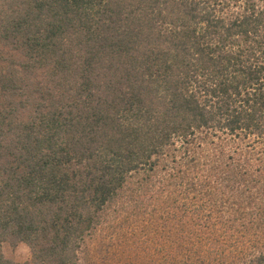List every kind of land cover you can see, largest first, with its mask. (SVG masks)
Listing matches in <instances>:
<instances>
[{
	"label": "trees",
	"instance_id": "1",
	"mask_svg": "<svg viewBox=\"0 0 264 264\" xmlns=\"http://www.w3.org/2000/svg\"><path fill=\"white\" fill-rule=\"evenodd\" d=\"M123 212L138 264H264V0H0V264Z\"/></svg>",
	"mask_w": 264,
	"mask_h": 264
},
{
	"label": "rangeland",
	"instance_id": "2",
	"mask_svg": "<svg viewBox=\"0 0 264 264\" xmlns=\"http://www.w3.org/2000/svg\"><path fill=\"white\" fill-rule=\"evenodd\" d=\"M129 214L131 215L130 212H123L120 221L124 222L126 227H130L129 223L136 221L137 227H135V230L130 228V233H126L121 237L119 234H115V223L106 225L102 230L97 231L94 236L87 239L80 252V264H138V251L141 250L142 245L140 237L151 236L149 234L152 233V230L143 224V216L135 217L129 216ZM156 219L158 221L159 217L151 220V227H154ZM3 251L5 256L16 264H28L32 260L30 247L26 243H20L16 247L5 243Z\"/></svg>",
	"mask_w": 264,
	"mask_h": 264
}]
</instances>
